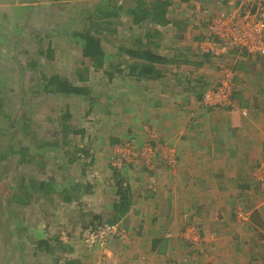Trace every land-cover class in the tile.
Masks as SVG:
<instances>
[{"label": "rangeland", "instance_id": "rangeland-1", "mask_svg": "<svg viewBox=\"0 0 264 264\" xmlns=\"http://www.w3.org/2000/svg\"><path fill=\"white\" fill-rule=\"evenodd\" d=\"M109 1L0 0V88L3 89L0 102L2 110L12 115L10 123L17 120L21 126L26 121L30 124V127H13L9 131L16 128L15 138L22 140V146H27L30 155L35 157L32 161H26L17 153H9V158L0 163V177L4 175L3 179L0 178V209L6 206L7 199L16 191L15 187L19 186L23 177L48 180L53 176L59 184L71 179L83 185L98 184L100 190L93 193L95 199L97 194L106 196L105 191L109 189V185L115 186L114 167L124 171L130 166L141 164L142 167L151 169L156 160L170 167L177 166L178 158L174 147L168 141H162L159 133L154 131L157 127L139 122V126L142 125L139 133L143 134L139 136V133L133 132L135 125L127 123L123 117H118L121 119L120 127L114 125L113 111L119 110L113 108V103L118 104L124 100L135 102L138 95L136 97L132 93L140 90H134L133 87L128 89L127 86L131 83L127 82L126 74L110 78L103 69H95L90 60L82 55V43L73 31H94L102 40L108 61L120 60L125 65L127 57L116 58L120 44L152 50L156 46V52L166 55L176 68L179 63L188 59L184 57L191 55L194 48L198 49L205 31V9L213 0H172L173 4L166 14L169 22L165 25L149 20L136 23L133 16L124 11L113 21H104L99 10V7L103 8L102 3L108 11L115 4H127L125 8L136 4L135 0ZM150 1L154 0H146ZM30 5L34 6L31 11L28 10ZM101 19L103 24H95ZM153 30L159 32L154 43L163 40L161 46L148 43L151 40L147 33ZM160 35L164 36L163 39ZM138 39L140 42L135 43ZM49 50L54 51L53 56H49ZM32 62L35 64L32 65ZM169 64L173 65L169 62L164 65L168 70ZM221 64L231 69L225 60ZM207 67L210 69L208 63ZM191 68V63H188L181 70L183 80L186 78L187 81L189 76L198 75ZM41 73L45 77L60 75L78 86L88 87L89 98L96 101L95 106L89 103L87 97H66L46 92L43 89L46 81L42 79ZM79 73L84 74L85 79L79 78ZM168 78L167 82L171 81L168 87L171 86L170 83L174 85L171 76ZM222 80L223 77L219 83ZM123 92H126L123 96L126 98H122ZM91 105L95 110L87 114ZM66 111L72 113L68 120L63 119ZM64 121L72 127L64 128ZM6 122L1 113L0 127H9ZM99 124L104 127V137L101 135L103 127H97ZM81 129L86 130L85 135L77 132ZM1 130L0 128V150L6 151L9 142L1 139ZM6 136L8 141L13 135ZM139 137L145 138L140 140ZM102 142L104 144L101 147ZM90 143L89 155L76 153L77 148ZM13 149H18L17 144H14ZM92 155L96 158L90 162ZM173 156L175 163L171 161ZM74 157L75 162H70ZM81 197L82 194L78 193L72 202L67 203L55 193L45 199L34 197L24 205L6 206L10 210L4 215L5 223L0 225V264H54L57 256L63 264L76 260L83 250L94 249L95 247L90 248L82 241L80 231L90 226V222L93 225L100 223L98 219L92 220V216L96 211H101V208L91 210L93 199H85L84 203L89 202V217L81 218ZM103 218L99 219L105 220ZM41 240H48L49 247L56 246L54 251L46 246L39 247L38 241ZM58 241L62 242L60 247H57ZM190 246L195 251L199 248ZM176 260L169 262L181 261Z\"/></svg>", "mask_w": 264, "mask_h": 264}, {"label": "crops", "instance_id": "crops-1", "mask_svg": "<svg viewBox=\"0 0 264 264\" xmlns=\"http://www.w3.org/2000/svg\"><path fill=\"white\" fill-rule=\"evenodd\" d=\"M191 52L176 68L166 57L158 78L126 79L128 89L140 90H131L138 100L114 102L119 111H113L112 122L120 127L118 117H123L135 125L136 134L142 129L139 122L157 127L162 141L174 147L178 164L170 167L156 160L151 169L139 164L120 171L133 199L122 220L126 235L111 239L107 248L83 250L75 264H165L172 259L180 264H264V57L231 51L221 59L203 58L197 48ZM222 60L234 72L232 103L208 107L202 93L225 75ZM168 62L173 64L169 70L164 67ZM188 63L198 75L185 81L181 70ZM169 76L174 84L170 88ZM92 185L90 192H82L79 215L89 217L90 208H101L92 220L109 218L119 197L116 187L109 185L106 196L93 199L100 189ZM85 199H93L90 208ZM240 209L248 214L246 220L238 217ZM193 228L201 239L194 246L197 251L183 235Z\"/></svg>", "mask_w": 264, "mask_h": 264}, {"label": "trees", "instance_id": "trees-1", "mask_svg": "<svg viewBox=\"0 0 264 264\" xmlns=\"http://www.w3.org/2000/svg\"><path fill=\"white\" fill-rule=\"evenodd\" d=\"M106 2H110L109 0H106ZM135 5L125 8L123 4H115L113 6V9L106 10L104 9L105 6L102 3V7H99V10L102 15V19L104 21H107L109 19H116L120 16V13L124 11L127 15H132L133 19L136 23H142L144 21H151L157 24H167L169 22V19L167 17V11L169 7L173 4L172 0H154L150 2H146V0H135ZM34 8L33 5H30L28 7V10H32ZM99 20L95 24L101 25L103 24V20ZM205 28V25L203 26ZM20 30V29H19ZM17 30V31H19ZM91 30V29H90ZM82 29V30H76L74 29L73 33L79 38V41L82 43V55L85 58H88L92 64V66L95 69H103L105 73H108L110 78H113L114 76H124L125 74L128 77H134L137 76L139 78H145L147 76H152L153 78H158L161 76L162 69L160 68L161 63H165L168 61L166 57H162L161 55L153 52L151 48H142V47H135L133 46H127L126 44H120L118 45V51L116 52V58H125L127 57V61L125 65H123L122 61H108L109 58L107 57V53L103 47L102 40L100 37L97 36V34L94 33V31H90ZM116 30V29H115ZM16 31V32H17ZM159 35V32L157 30L148 31L147 36L150 37L151 41H148L149 44H154V38ZM140 42V39L135 41V43ZM54 51L49 50V56H53ZM201 57L205 58L207 55H201ZM29 64V63H28ZM32 65L35 64V62L31 63ZM160 66V67H159ZM87 70V68H85ZM79 78L85 79L84 74L79 73ZM42 79L46 81L45 84H43V89L48 93H54V94H61L66 97L76 96L85 98L87 97V100L90 104H94L96 101L94 99H90L88 95V87L86 86H78L75 83H73L70 79L63 78L60 75H51L49 77H45L44 74L41 73ZM204 89H202L203 91ZM3 92V89L0 88V93ZM0 102V114L2 113V116L7 120L6 124H8L9 127H0L2 130L1 139L4 142H9V145L7 147L6 151L0 150V163L3 162V160L8 159L9 153H17L20 156H22V160L26 161H32L34 160V156L30 155L29 148L27 146H22V140H18L15 138V133L17 131L16 128H14V131H9L13 127H30V124L26 121L21 126L17 122V120L12 124L10 123V119L12 118V115L8 112H4L2 110L3 106ZM95 106V104H94ZM93 105L90 106L88 111H86L87 114H89L91 111L95 110V107ZM72 117V113L70 111H66V113L63 115L64 120H68ZM17 119H19L17 117ZM62 126L65 128L69 127L71 128L70 124H68L66 121L62 123ZM97 127H103L101 124H99ZM103 128H101L102 130ZM85 130V129H84ZM83 129L77 130V132L80 133H86V130ZM9 132V133H8ZM11 133V134H10ZM13 135L12 137H9V140L7 141L6 135ZM100 134V133H98ZM14 144H17L18 149H13ZM91 150V143L87 146H83L81 148L76 149V153L80 152V154H86L89 155ZM30 155V156H29ZM93 156V155H92ZM29 157V158H28ZM28 158V159H26ZM76 157L71 158L70 162H75ZM94 159V158H93ZM86 165V163H84ZM85 171V170H84ZM120 169L117 167L113 168V177L115 178V187L117 195L119 196L117 201L114 202V214H111V216L105 220H101L100 223L109 222V223H120L125 218L127 212L130 209L131 206V200L132 194H131V188L129 184L125 183L123 179L120 178ZM1 179L4 178V175L0 177ZM93 188L92 183H87V185L81 184V182L76 181L75 179L67 180V182H64L62 184H59L53 176L49 177L48 180L41 179L37 180L35 178H28L25 177L22 178L20 184L18 187H15L16 191L11 193V196L9 199H7L6 206L7 207H14L16 205H24L28 203L31 199L34 197L39 198H46V197H52L55 193H58L60 196H62V200L70 203L74 200V197L76 194L82 192H90ZM10 189V188H8ZM6 190V192L8 191ZM5 192V193H6ZM71 192H73L71 194ZM54 198V197H53ZM4 206L3 209L1 208V220L0 225L5 223L4 215L9 213L10 208L7 210V207ZM90 225L93 224L92 222L89 223ZM121 224V223H120ZM123 224V222H122ZM123 227V225H122ZM81 232V231H80ZM62 245L61 241H58L57 247H60ZM38 246H46L49 248L50 251H54L55 247H49L48 240H41L38 241ZM66 250V249H64ZM54 264H61L60 263V257L57 256L55 258ZM63 264H75V261L69 260L64 262Z\"/></svg>", "mask_w": 264, "mask_h": 264}, {"label": "built area", "instance_id": "built-area-1", "mask_svg": "<svg viewBox=\"0 0 264 264\" xmlns=\"http://www.w3.org/2000/svg\"><path fill=\"white\" fill-rule=\"evenodd\" d=\"M205 31L199 41L198 52L222 58L231 51L246 56L264 57V0H213L205 9ZM221 65L225 75L223 80L205 89L202 102L208 107H225L232 103L235 90L233 71ZM176 162L175 157L171 159ZM175 161V162H174ZM239 218L246 220L248 214L244 210L237 211ZM82 241L88 247H104L111 239L123 238L125 228L120 223H95L81 231ZM185 239L193 246L200 244V235L196 229L185 230ZM166 264H180L167 262Z\"/></svg>", "mask_w": 264, "mask_h": 264}]
</instances>
